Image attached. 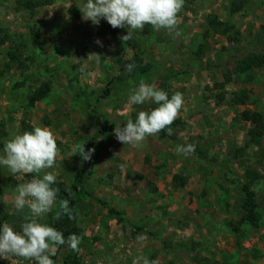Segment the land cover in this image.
<instances>
[{
  "label": "rangeland",
  "instance_id": "obj_1",
  "mask_svg": "<svg viewBox=\"0 0 264 264\" xmlns=\"http://www.w3.org/2000/svg\"><path fill=\"white\" fill-rule=\"evenodd\" d=\"M83 3L53 0L29 13L18 10L15 0H0V39H10L0 45V123L7 132L0 150L23 132V123L47 126L60 149L47 170L54 171L57 184L70 189L77 172L90 173L72 196L69 218L81 231L80 264H132L137 256L158 264H264V163L255 167L258 150L250 137L255 134L264 146V67L234 70L236 60L264 52V0H184L179 36L145 25L127 42L121 39L126 28L112 34L103 19L99 25L84 21ZM14 53L18 63L9 60ZM134 56L150 71L127 72ZM141 81L170 97L181 92L184 104L171 135H153L132 147L119 142L114 129L157 107L127 103ZM45 84L50 93L32 105ZM106 89L109 96L102 99ZM243 94V106L221 105ZM104 124L111 132L97 140L91 162L72 156L73 146L98 136ZM189 143L196 145L194 153H176L178 145ZM248 169L263 177L252 187L260 223L238 227ZM30 178L0 167V223L7 219L19 230L30 215L13 206L15 187ZM60 202L42 223L56 217ZM141 236L146 239L139 241ZM53 251L58 264L68 247ZM0 262L31 264L12 255Z\"/></svg>",
  "mask_w": 264,
  "mask_h": 264
},
{
  "label": "clouds",
  "instance_id": "obj_2",
  "mask_svg": "<svg viewBox=\"0 0 264 264\" xmlns=\"http://www.w3.org/2000/svg\"><path fill=\"white\" fill-rule=\"evenodd\" d=\"M184 6V0H84L79 8L84 21L99 25L105 20L112 28H126L127 34L121 39L125 42L132 39L137 31H143L145 25H151L154 31L167 29L179 36L177 28L178 13ZM101 44L99 40L96 41ZM136 64L128 63L126 71L131 73ZM152 103L157 107L141 110L133 120L129 118L123 126H116L114 134L123 145L140 146L146 138L157 135L161 131L171 135L170 127L177 119L184 104L181 92L169 97L167 91L156 87L154 83L141 81L138 86L130 89L127 103L143 105ZM196 151L195 144L178 145L176 153L187 157ZM95 148L85 150V144L73 146L72 156L78 154L87 162L92 159ZM60 154L55 133L47 126H34L31 131L16 134L3 143L0 150V167L7 168L15 174H31L14 189L13 206L17 212L27 208L30 212L25 222L16 230L11 224L0 223V259L12 255L30 261L31 264H56L51 257L54 248L67 244L72 250H78L82 237L75 233L65 237L55 227L42 223L41 219L52 213L60 194L56 187L57 177L53 169L56 158ZM67 215L73 218V210L69 200L60 202V211L56 219ZM139 241L146 237H137ZM132 264H158L144 256L134 257Z\"/></svg>",
  "mask_w": 264,
  "mask_h": 264
},
{
  "label": "trees",
  "instance_id": "obj_3",
  "mask_svg": "<svg viewBox=\"0 0 264 264\" xmlns=\"http://www.w3.org/2000/svg\"><path fill=\"white\" fill-rule=\"evenodd\" d=\"M52 5H53V0H15V6L18 10H24L29 13H33L38 9L47 8ZM72 14L73 16H77L76 13L72 12ZM213 26L218 27L220 26V24L213 23ZM121 29L122 28L114 29L111 27V32L112 34H117ZM262 30L264 31V27H262ZM9 40H10L9 37H5V39L3 40L0 39V45L1 46L4 45ZM16 49H17V52H20V47H17ZM17 58L18 57L16 53H14L13 55H9V60L13 63H18ZM133 62L136 64V68L134 70L138 71L139 74L141 75L146 74L151 69L149 64L142 62L137 56H134L133 58H131V60L128 63H133ZM263 67H264V52L262 51L257 52V53L254 52L252 54H248L234 62V70L237 74H242L245 72H252L254 69H261ZM213 68L220 69L221 67L217 65V66H214ZM225 78H226V75H225ZM50 90H51V87L49 84H45L41 86L38 92L36 93V95L34 96L31 104L33 105L34 101L45 99L46 96L50 93ZM109 93H110L109 89H106L102 93L101 98L102 99L108 98ZM247 100H248V97L245 94H243L242 96L234 95L232 96L230 101H228V103L224 102L221 105L222 106H243ZM178 125H180L179 121L174 122L170 127H174V126L176 127ZM22 127H23V132L32 130L31 127L26 126L24 123L22 124ZM111 128L112 127H108L106 124H104L101 129L100 134L94 138H91L88 142L85 143V150L87 151L89 148H93L99 138L111 132ZM159 134L161 138H164L166 136L165 131H161ZM6 136H7V132L5 130V125L0 123V138H5ZM250 137H251L252 145H254L258 150V153L254 158L255 167L260 168L262 167V164L264 163V146L262 144L261 139L257 137L255 134L251 133ZM89 162H91V160ZM84 175L89 176L90 173H86L84 171L77 172L74 177V184L71 186L70 189H65L61 187L59 184H56L55 186L59 187L60 189L58 200L60 201H62L63 199L69 200L70 208L73 209L75 207V202L72 196L74 194L80 193V190L78 189V184H81L84 182L85 180ZM262 178L263 177L254 169H248L247 172L245 173V181L241 186V193L243 195V201L241 204L242 214H241L240 220L237 223L238 227H241L243 225H249L252 227H256L260 223V215L256 211V206H257L256 196L254 192L252 191V187L256 182L262 180ZM174 182L179 183L180 187L184 186L183 181L178 177L174 178ZM100 204L105 206V203L103 202H100ZM110 212L115 213V211L113 210ZM0 215H3V214L0 213ZM2 220L7 221V219H2ZM44 223H47L55 227L56 229L62 231L65 237L73 233L81 237L80 229L76 225H74V223L69 219L67 215H62L60 216L59 219H56V217H54ZM238 231H239L238 228L233 229V232L235 233ZM64 246L68 247V245L65 244V245L57 247V250L59 251L62 250ZM0 264L2 263L0 262ZM58 264H80V259L78 258L77 250H72L70 247H68L67 254L62 258V260L59 261Z\"/></svg>",
  "mask_w": 264,
  "mask_h": 264
}]
</instances>
